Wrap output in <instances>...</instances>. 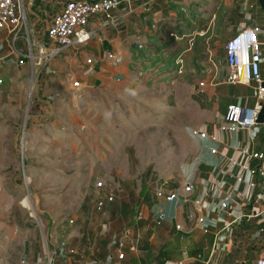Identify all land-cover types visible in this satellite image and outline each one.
I'll list each match as a JSON object with an SVG mask.
<instances>
[{
  "label": "crops",
  "instance_id": "crops-1",
  "mask_svg": "<svg viewBox=\"0 0 264 264\" xmlns=\"http://www.w3.org/2000/svg\"><path fill=\"white\" fill-rule=\"evenodd\" d=\"M67 1L21 0L26 21L20 37L14 41L6 29H0V264H22L24 260H39L41 264H46L47 238L49 244L56 247L66 241L68 248L75 251L70 253L67 249L58 248L53 264H164L167 260L181 259H187L186 264H247L248 261L255 264L264 254V244H257L249 236L256 227L253 226L250 231L243 230L239 235L224 237L222 244L217 245L216 236L223 227L218 215V201L210 198L204 204V209L195 202L198 195L204 196L209 189L211 167L208 165H203L198 172L199 183L194 193L187 192L184 183L174 190L164 191H177L180 200L168 202L165 196L159 195L160 190H155L148 198L142 190L144 195L138 194L142 199L139 203L135 201V196L126 199L119 185L113 186L101 180L105 177L97 179L91 188V179L99 174L93 164H87L90 171L84 172L88 179L83 176V183L75 181L70 185L68 196L60 193V154L67 149L61 139L66 133L61 132L60 125L65 121L71 124L74 114L68 106H63L64 98L75 102L72 90L87 94L113 84L122 69L137 63L135 58L145 44L156 43L162 36H171L174 33L171 30L177 25L179 34L176 36L180 40L184 36L211 37L210 27L189 33L182 31L179 19L185 17L184 11L187 12L189 6L194 4L195 8L201 1H205L208 9L212 10V0H153L147 11L138 7L142 0H133L137 10L128 15L125 23L104 26L103 18L92 19L89 29L93 34L88 42L67 48L43 63L41 53L50 44L49 28ZM234 1L223 0V5L229 7ZM244 1L250 23L238 26L232 35L247 25H258L264 31V9L259 0ZM128 8L125 2L120 7L124 11ZM260 8L263 10L258 12ZM28 28L32 29L29 33ZM28 36L31 38L32 55ZM259 37L264 43V32ZM192 46L183 54L189 52ZM262 48L264 77V44ZM110 54L115 57L111 58ZM89 58L92 63L88 62ZM214 64V68L207 69L210 70L208 78L216 80L215 74L224 78L227 67L222 64L220 68V65ZM74 81L80 84L75 86ZM223 84L226 83H219ZM246 86L253 89L252 85ZM31 89L35 109L28 117L25 150H21L22 146L18 145V134L22 127L21 110ZM239 99L227 101L224 112L217 109L221 119L212 126L207 124L211 133L234 140L218 128L229 104L251 105L243 104ZM219 100H222V95ZM257 134L264 143L262 129ZM244 135L243 132L237 134L249 146ZM233 153L229 151L227 154L231 156ZM21 155L27 160L33 201L48 214L49 219L43 221L47 238L40 226L29 225L28 210L20 202L27 195V188H22L25 180L23 182L17 172ZM235 155L240 156L237 152ZM84 167H79L77 163L76 168ZM232 168L229 164L224 171L229 172ZM80 175L76 171L73 178L79 180ZM182 177L184 180L183 174ZM98 182H102V186H98ZM108 193L114 196L113 200L107 198L100 205V195ZM70 199L73 202L68 204ZM124 202H131V208L128 209ZM160 212L165 214L161 223L158 222ZM200 216L205 217L204 223L199 222ZM178 224L181 225L180 229L177 228ZM120 242L123 243L122 247ZM120 253L124 254L123 258L119 257Z\"/></svg>",
  "mask_w": 264,
  "mask_h": 264
},
{
  "label": "rangeland",
  "instance_id": "rangeland-1",
  "mask_svg": "<svg viewBox=\"0 0 264 264\" xmlns=\"http://www.w3.org/2000/svg\"><path fill=\"white\" fill-rule=\"evenodd\" d=\"M210 2L214 4L212 10L208 9L205 1H201L195 8L194 4L189 6L187 12L184 11L185 17L179 21L183 26L181 30L186 33L210 27L211 37L184 36L180 40L176 36L179 34L177 25L171 30L175 34L162 36L156 43L145 44L135 58L137 63L122 69L113 84L87 94L72 90L75 102L64 98L63 106H68L74 114H71V124L65 121L60 125L61 132L66 133L61 139L67 146L60 154L61 194L68 196L70 185L75 181L83 183V176L88 179L84 175V172L90 171L87 164H93L99 172L91 179V188L97 179L105 177L101 180L113 186L119 185L126 199L135 196V201L139 203L142 199L138 194L142 190L148 198L155 190H174L184 183L182 173L185 162L200 150V142L190 135V128L201 123L212 126L219 122L221 116L217 109L224 112L227 101L240 98L243 104H253L251 87L243 84L219 85L223 77L213 73L217 75L216 80L208 78L210 70H207L214 68V63L220 68L223 65L227 67L225 42L238 26L250 23L246 3L235 0L226 7L223 0ZM260 10L263 9L260 8L258 12ZM191 37H195L193 46ZM191 46V50L183 54ZM180 55L185 57L182 73L177 64ZM201 82H205V85L202 86ZM32 94L33 89L21 110L22 127L18 134V145L23 150L27 139L24 133L26 123L35 109ZM255 129L264 132V124ZM77 163L79 167H85L76 168ZM17 168L21 180H25L22 188H26L27 181L32 189L27 160L22 155ZM76 171L81 174L79 180L73 178ZM72 202L70 199L68 204ZM124 204L131 208V202ZM37 207L44 215L43 221L49 219L46 210L39 204ZM27 216L31 222L29 225H36L28 213ZM220 221L222 226L224 219L220 218ZM252 227V224L240 228L233 226L221 237L239 235L243 230H252Z\"/></svg>",
  "mask_w": 264,
  "mask_h": 264
},
{
  "label": "built area",
  "instance_id": "built-area-1",
  "mask_svg": "<svg viewBox=\"0 0 264 264\" xmlns=\"http://www.w3.org/2000/svg\"><path fill=\"white\" fill-rule=\"evenodd\" d=\"M152 1L142 0L138 7L147 11ZM123 2L129 5L127 11L120 9ZM136 10L133 0H68L63 11L54 18L49 28L50 44L41 53L42 62L50 61L67 48L78 47L88 42L93 34L89 29L92 19L103 18L104 26H118L125 23L128 15ZM25 21L26 14L21 0H0V29H6L13 36L14 41L20 37ZM30 31L32 29L28 28L27 33ZM261 32L264 31L260 26L247 25L238 29L224 44L227 70L223 82L229 85H252V95L255 100L253 105L238 103L228 105L226 115L218 129L222 133L231 135L234 140L230 141L217 136L216 133H211L208 125L190 128V135L200 142V150L183 166L184 186L187 192L194 193L199 183L197 175L201 167L203 165L211 167L209 189L204 196L198 195L195 202L204 209V204L210 198L218 201V215L224 219V224L222 230L217 233L215 240L217 245L222 244L224 237L222 238L221 235L228 228L233 226L240 228L246 224L256 227V230L249 235L251 239L257 241V244H264V143L257 134L259 130L255 129L261 124L258 122V117L264 105V77L261 65L264 43L259 37ZM27 40L30 44V36ZM190 41L193 45L194 40ZM32 53L30 44V55ZM110 57L114 58L115 55L110 54ZM88 62L92 63V59L89 58ZM184 62L183 56L180 55L177 64L181 73L184 70ZM73 84L78 86L80 83L74 81ZM201 85L204 86L205 82H201ZM241 132L247 136L249 146L238 138L237 134ZM229 151L234 153L228 156ZM235 152L240 156L237 157ZM229 164L233 168L225 172L224 169ZM26 184L27 195L21 200V204L27 208L29 216L36 225L40 226L43 235L47 238L42 214L33 201L27 181ZM98 186H102V182H98ZM159 195L165 196L168 202L181 199L177 191L167 193L160 190ZM107 198L113 200L114 196L109 193L101 194L99 204L102 205ZM190 216L192 217L193 214ZM164 217L165 214L160 212L158 222L161 223ZM198 220L204 223L205 217L200 216ZM177 228L180 229L181 225L178 224ZM46 242V264H53L58 248L67 249L70 253L75 252L73 248H68L66 241H62L58 247L50 245L48 238ZM119 245L122 247L123 243L120 242ZM119 257L123 258L124 254L120 253ZM186 260H167L164 264H186ZM22 264H41V261L24 260ZM255 264H264V254Z\"/></svg>",
  "mask_w": 264,
  "mask_h": 264
},
{
  "label": "water",
  "instance_id": "water-1",
  "mask_svg": "<svg viewBox=\"0 0 264 264\" xmlns=\"http://www.w3.org/2000/svg\"><path fill=\"white\" fill-rule=\"evenodd\" d=\"M259 3L261 7L264 9V0H259ZM258 122L264 123V105H263L262 110L259 113ZM247 264H253V261H248Z\"/></svg>",
  "mask_w": 264,
  "mask_h": 264
}]
</instances>
